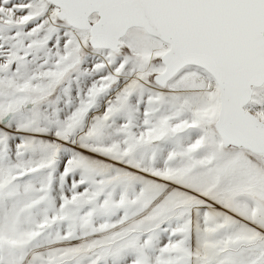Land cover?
Wrapping results in <instances>:
<instances>
[{
	"label": "snow or ice",
	"instance_id": "1",
	"mask_svg": "<svg viewBox=\"0 0 264 264\" xmlns=\"http://www.w3.org/2000/svg\"><path fill=\"white\" fill-rule=\"evenodd\" d=\"M0 264H264V0H0Z\"/></svg>",
	"mask_w": 264,
	"mask_h": 264
}]
</instances>
